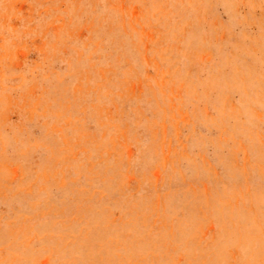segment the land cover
Returning a JSON list of instances; mask_svg holds the SVG:
<instances>
[{
    "label": "rangeland",
    "instance_id": "374dc122",
    "mask_svg": "<svg viewBox=\"0 0 264 264\" xmlns=\"http://www.w3.org/2000/svg\"><path fill=\"white\" fill-rule=\"evenodd\" d=\"M0 264H264V0H0Z\"/></svg>",
    "mask_w": 264,
    "mask_h": 264
}]
</instances>
